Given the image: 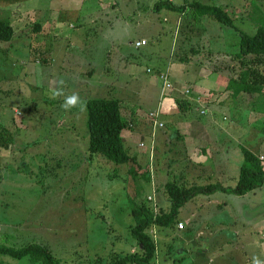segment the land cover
Masks as SVG:
<instances>
[{
  "label": "rangeland",
  "instance_id": "obj_1",
  "mask_svg": "<svg viewBox=\"0 0 264 264\" xmlns=\"http://www.w3.org/2000/svg\"><path fill=\"white\" fill-rule=\"evenodd\" d=\"M3 1L2 13L7 5ZM52 1L49 7L45 0L41 2L47 9L42 13L35 5L30 7L32 1L27 0L25 25L17 19L21 10L16 12L15 8L14 15L11 11L13 23L21 24L20 36L10 42L0 41V131L6 129L4 136L13 138L8 148L0 146V246L17 249L44 245L60 264H88L99 257L112 260L117 254L140 251L131 233L135 225L133 207L143 201L153 202L150 206L154 209L170 204L164 195L159 201L142 178L144 158L139 159L143 168L138 169L140 180L125 176L126 183L111 178L112 171L96 159L89 160L86 101L122 97L124 111L142 123L151 111L158 110L156 103L163 86L155 78L158 71L165 70L170 71L175 88L167 91L168 95L180 97L178 92L185 94L188 88L183 85L204 83L211 98L217 99L219 86L206 84L208 78H203L201 72H213L212 67L221 64V55L227 51L238 52L240 37L233 29L208 18L196 25L190 17V4L201 2L228 9L238 17L236 26L253 35L258 26L264 25V0H187L188 15L183 21L178 11L155 8L168 0ZM182 1L175 0L174 4ZM4 15L0 17H8L9 13ZM53 15L64 26L58 29L62 33L60 43H53L56 49L48 50L49 39L44 36L48 32L36 33L34 25H47L50 30ZM23 30L25 34H21ZM142 40L147 45L137 48L136 43ZM192 48L200 49L193 63L181 62L184 52L194 56ZM185 65L192 67L194 75L187 76L183 83L175 75L180 76ZM216 78L229 83L225 74H214ZM73 94L80 102L76 107L64 108L66 98ZM259 104L264 109V102H258L257 97L241 96L240 101L222 110L229 119L225 122L228 133L219 134L217 144L226 145L220 152L223 148L231 152L228 162L232 165L241 167L244 163L238 143L255 154H264L263 126L257 124L258 120L264 121V116L255 110ZM191 115L204 122L213 118L200 110H192ZM160 128L154 126L152 139L149 131L128 130L135 134L130 141L134 138L136 143H131L141 144L139 139H145L146 145H138L140 151L150 149L159 154V161L155 159L150 165L152 184L159 172L162 183L179 179L188 161L181 151V141L159 143ZM167 130L173 136L175 127L168 125ZM136 150L132 147V152ZM212 163L216 161L211 159L208 164ZM235 172L233 169L232 174ZM217 176L211 183L201 181L197 186L214 182L225 186L230 181L229 175ZM151 193L155 198H148ZM209 199L207 202L200 195L181 210H194L197 237L174 234L171 227L151 229L157 242V258L150 264H253L254 257L264 264V186L245 196L217 193ZM219 203H224L221 209ZM169 231L171 236L166 235ZM0 264L43 263L0 251Z\"/></svg>",
  "mask_w": 264,
  "mask_h": 264
},
{
  "label": "trees",
  "instance_id": "obj_2",
  "mask_svg": "<svg viewBox=\"0 0 264 264\" xmlns=\"http://www.w3.org/2000/svg\"><path fill=\"white\" fill-rule=\"evenodd\" d=\"M190 6L193 8V12L190 14L194 15V17L192 15L190 17L194 19L196 25L201 23L203 18H208L233 29L240 37L238 52H227L221 55V58H223L221 64H214L212 67L213 72L227 75L229 80L227 90L232 92L230 98L240 94L245 98L255 96L258 102H264V25L258 26L256 33L250 35L236 26L235 23L238 18L234 13L230 14L228 9L223 10L221 6H212L201 2H193ZM161 7L178 11L180 14L187 10L186 6H177L171 0L159 3L155 8L159 9ZM7 13L10 16L11 12L8 11ZM2 16L6 15L2 14ZM9 16L0 17V41L2 42H10L14 37V30ZM36 27L35 30H38L39 24ZM191 52L194 56L191 57L187 52H184L185 55H182L180 58L181 62L187 64L193 63L196 55L200 54V49L192 48ZM161 72L158 71V77ZM175 102L180 113L189 111V104L187 102L179 98H176ZM123 103V98L118 96L115 98H90L86 101L89 160L93 161L96 159L103 168H108L112 171L111 178H119L123 183H126L127 178L125 176L131 177L135 182L140 180L138 178V169L143 168L139 164V159L140 157L144 158L146 165L144 170L141 171L142 178L153 187L156 195H160L161 193L160 197L157 195L159 197L158 200H162L161 197L164 195L170 206L154 209L150 206V203L153 202L147 201V203L143 201V203L133 207L132 215L135 225L132 227L131 233L140 247V251L131 252L125 256L117 254L112 260L99 257L88 264H150L157 258V242L153 236L154 234L150 232L151 229L153 227H157L158 229L171 227L173 229L175 226H179L180 220L178 217L180 211L189 201L200 195H211L217 192L245 196L264 186L263 161L257 154L243 146H241V150L244 155V163L241 166L240 176L235 187L211 184L201 187L195 185L187 188L179 184V179H168L166 183H162L156 177L155 182L152 184L150 165L152 166V162L155 163V159L159 160V158L150 149L145 152L140 151L139 146L146 145L145 140H142L141 144H133L126 142L124 139L123 133L125 130L132 132L140 131L142 123L136 122L135 117L128 115L124 111ZM259 105V107L256 106L255 110L260 111V114L264 115V109L261 107V104ZM131 113L135 112L132 111ZM158 119L160 120V118ZM147 120L152 123L150 133L152 139L153 119L147 115V118L143 121L147 122ZM258 123H262V133L264 134V121L258 120ZM2 130L4 131H0V146L8 148L13 138L10 135L9 138L8 136H4L7 130L3 128ZM149 144L150 142H147V145ZM132 147L137 149L136 152H132ZM157 150L159 151L158 148ZM166 172L170 174V171ZM0 251L4 255H11L17 259L30 257L43 264H60L51 250L44 245L30 244L17 249L0 246Z\"/></svg>",
  "mask_w": 264,
  "mask_h": 264
},
{
  "label": "crops",
  "instance_id": "obj_3",
  "mask_svg": "<svg viewBox=\"0 0 264 264\" xmlns=\"http://www.w3.org/2000/svg\"><path fill=\"white\" fill-rule=\"evenodd\" d=\"M30 1H32V3H29L31 5L30 7H33L35 5V6L39 7L38 9L42 10V13L43 12L45 13L47 11L46 7L41 5V2L43 3V0H30ZM171 1L173 3L175 2V0H171ZM186 1L187 0H183L182 1L183 3H181L180 5H177V6H186V9H187L188 3ZM233 1H235V0H233ZM3 2L6 3L7 5L4 7L3 13L1 11L2 6L0 7V11H1L0 14H5L10 10V12L12 11L13 12L12 14L14 15L15 8H17L16 12L21 10V12L18 13L20 19L19 18H17V19L22 22L21 24L24 23V25H25L27 23L28 17L26 15L28 13L26 11L24 12V9H25L24 5H27L26 4L27 0H25V1L24 0L23 1L22 0H8V1L5 0ZM51 2L53 3L52 0H45V3L48 5V7H49V4ZM86 3H88V5H89V1H87ZM223 5H227V3H224ZM6 7H7V9H5ZM89 8H93V7L89 6ZM35 13L37 14V10L35 11ZM10 15H11V13H10ZM186 15H187V10L181 14L182 21ZM53 18H54V15L52 16L53 24H52V28L50 30H47V25H46V27L39 25V29L35 30L37 28L36 26L38 25V23H36L37 25L36 24L34 25V30L36 33H41L43 31L48 32V33L44 34V36L48 37V39H49L48 50H50L51 48L56 49V45H58L60 43L59 38L62 35L61 31L58 29L60 27L64 26L63 22H61L60 20L53 19ZM9 19L11 21V25H12L13 30H14V37H13V39H14V38H16L17 35L20 36L19 35V29H20L19 26L21 24L18 25V24L13 23V21L11 20V17ZM178 23H179V19L177 20V24ZM21 29H23V28H21ZM25 30H26V28H25ZM25 30H23L21 32V34H25ZM49 33H51L52 36H50ZM53 43H55L56 45ZM52 52H51V54H52ZM227 52H230V51H227ZM46 55H48V53H46ZM182 67H184V69L179 73L180 76L175 75V77L177 79L175 77L174 78L176 80H178L179 82L185 83V81L187 80V76H189L188 78H191V75L193 76L194 74H192L193 73V71L191 70L192 67L186 66V65L182 66ZM182 67L176 68V69L180 70ZM205 70H207V69H205ZM205 70H203L201 72V75L203 76V78L204 77L208 78L207 80H205L206 84L211 85V82H212V84L216 83L219 86L217 91L219 90L221 93L217 94V99L213 100L211 98L212 95H210L208 93V91H209L208 89L204 88V86H205L204 83L196 84V85L194 83H191L189 86L183 85L182 87H186V88L188 87L191 90L190 95H185V94H182L181 92H178L182 95L183 99H182L181 95H180V97H175V96L173 97V95H172L173 93H171L170 95L167 94V96H163V92H162V88H161V91L159 93V99L157 100L156 105H157V109H158L157 111L159 112L158 118H160V121H162V123L164 122L166 124V127H163L166 129L160 128V130L158 131L157 139H159V143H160V141H162L163 144H165V145L168 143H171L170 142L171 140H175L176 142L181 141V144L183 146L181 151H183V153H184L185 161L186 160H188V161H187V164L181 169V173L179 176V180H180L179 184H182V185L186 186L187 188H190L192 186L198 185L199 182H201V181L211 183L213 181V179L218 178L217 174H219L221 176H226V175L230 176L229 177L230 181H229V183H227L225 185V187H235L237 185V181H238V178L240 176L241 167H240V165L236 166V165H232V163L228 162L229 157H230V153H231L229 150L227 151L223 148V152H220L222 147H224L226 145L223 144L222 147L220 145H218L217 143L219 141H218L217 136H219V134L228 133L227 127L225 126L226 125L225 122L228 123L229 119H227L226 115L224 113H222V110L228 106L233 105V101H235V100L240 101L241 96L239 94V95H236L235 97L230 98L232 96L231 95L232 92L227 90L228 81L226 84L223 81H221L220 79H217V78L213 79L214 74H218V73L211 72L209 74V73H206ZM210 75H211V77H210ZM209 78H212V79H209ZM158 79L159 78H158V74H157L155 80H158ZM225 80H227V79H225ZM176 98H179V99L187 102L189 104V106H188L189 111H187L185 113H180L178 106L176 105V102H175ZM255 100H256V98H255ZM202 109L206 110L207 114L211 113L213 118L211 117L210 119H208L204 122V121H201L200 119H198L199 116L193 117L191 115L192 110L193 111L194 110H198V111L200 110L201 111ZM151 112H155V111H151ZM219 115L221 117H219ZM261 115H259L258 119H260ZM219 118H222V120H219ZM261 119H263V118H261ZM148 122L150 123V125H148ZM151 124L152 123L148 120H147V122L142 121L141 125L143 127H141L142 131L141 130L140 131L142 133H145L148 131L151 133V128H152ZM168 125H172L175 127V131L173 133V136H171V134L167 130ZM133 135H135V134L131 133L128 130H125L123 133L124 139L126 140V142H129V143H131V142L136 143L134 138L132 141H130L132 139ZM140 140L142 141L145 139L142 136L139 139V141ZM237 146H238V148H240V151L242 153V150H241L242 145H240L238 143ZM199 149H200V152H199ZM159 151H157V153H160ZM195 151L199 152L201 155L196 153ZM257 155L259 156L260 159H262V157H263V162H264V154L260 153ZM157 156L159 158V154ZM211 159L215 160L216 163H212V165H209L208 163ZM158 161L159 160H157V162ZM233 169L237 170V172H235V174L234 173L232 174ZM169 171L170 170H168V172ZM160 174H162V173L159 172V180L161 181ZM214 175H216V176L214 177ZM157 178H158V174H157ZM217 181H218V179H217ZM216 183L219 184L218 182H214V184H216ZM150 189L152 190L153 187L150 186ZM153 193H154V191H153ZM153 193L148 194L147 195L148 198H150V197L155 198V196H152ZM217 193H224V192H217ZM217 193H214L211 195L210 194L209 195H201V196L204 197L205 201L210 202L209 198L211 196L216 195ZM157 195H159V194H157ZM157 195H156V197L159 198L161 196V193H160L159 197ZM195 199L196 198L189 201L186 205L189 206L190 204L195 203L194 202ZM223 204L224 203H219L218 207L221 209L222 208L221 206ZM166 206H167V204L165 205V207ZM180 215H182V217H180ZM178 219L180 220L179 221L180 223H184L185 228H184V230H179L178 225L175 226L172 229V231H174V234L175 233L187 234L188 238L191 235H195V229L193 228V222L196 221V216H195L194 210H192L189 207L187 211H185V210H184V212L180 211ZM172 231L166 232V235L171 236ZM199 232H200L201 236H203V233L201 231H199ZM186 243H189V241ZM186 243H184V247H186V246L188 247V244H186ZM184 252H186V251L184 250Z\"/></svg>",
  "mask_w": 264,
  "mask_h": 264
},
{
  "label": "built area",
  "instance_id": "obj_4",
  "mask_svg": "<svg viewBox=\"0 0 264 264\" xmlns=\"http://www.w3.org/2000/svg\"><path fill=\"white\" fill-rule=\"evenodd\" d=\"M147 41L146 40H142L140 42L136 43V47L140 48L143 47L145 45H147ZM148 72H151L150 69L147 70ZM159 79L162 81V92L163 95L167 94V91H172L174 90V85L171 81V74L169 70H165L163 72L160 73L159 75ZM191 94V90L189 88H187V90L185 91V95H190ZM201 114H206L205 110H201ZM150 117L154 120V126H161V128L164 126V124L162 122H158V117H159V112L155 111V112H151ZM263 160V157H262ZM179 230H184L185 225L183 223H180L178 226Z\"/></svg>",
  "mask_w": 264,
  "mask_h": 264
},
{
  "label": "clouds",
  "instance_id": "obj_5",
  "mask_svg": "<svg viewBox=\"0 0 264 264\" xmlns=\"http://www.w3.org/2000/svg\"><path fill=\"white\" fill-rule=\"evenodd\" d=\"M80 102V98L77 94H73L72 96L66 98V101L63 105L64 108L68 109L70 107H76ZM204 110V109H203ZM206 111V110H205ZM201 113V111H200ZM207 114V111H206ZM204 114V115H206ZM203 115V114H202ZM262 160V159H261ZM263 161V160H262ZM253 264H262V262L258 258H253Z\"/></svg>",
  "mask_w": 264,
  "mask_h": 264
}]
</instances>
